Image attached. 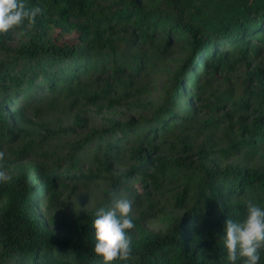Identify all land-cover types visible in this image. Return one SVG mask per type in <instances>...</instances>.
<instances>
[{
    "label": "rangeland",
    "instance_id": "374dc122",
    "mask_svg": "<svg viewBox=\"0 0 264 264\" xmlns=\"http://www.w3.org/2000/svg\"><path fill=\"white\" fill-rule=\"evenodd\" d=\"M101 9L116 11L118 7L115 0H97L92 13ZM91 21V17L73 19ZM30 29L26 25L24 30L0 35L1 69L23 64L19 49L29 42ZM166 31L164 26L144 31L131 19L116 21L113 31L105 33L107 44L85 55L90 70L55 91L27 92L8 102L10 113L0 125L5 170L13 177L35 166L49 175L55 186L36 201L33 212L53 229L68 234L77 220L95 215L99 208H110L112 193H122L133 201L134 220L150 230H164L170 217L184 218L185 224L201 207L206 199L201 184L206 170L237 165L264 173V144L251 142L248 134L258 111L242 107L246 100L264 96V86L246 74L255 67L264 72L262 32L245 42L248 55L243 63L228 64L216 72L196 63L192 48L179 40L180 33L169 36ZM234 60L235 55L230 62ZM178 74L181 89L174 93ZM4 96L0 92V105ZM164 120L169 127L166 132L160 127ZM114 121L124 125L122 151L114 155L112 150L111 165L106 168L107 157L98 146L111 137L97 134H108L104 130ZM5 127L15 136L4 135L10 134ZM153 129L156 134L149 135ZM154 146L157 155L177 162L158 185L134 173L142 162L132 156L135 147L151 150ZM75 172L91 177H71ZM110 176L120 177L112 184ZM221 178L212 173L206 183L228 180ZM248 200L264 207L263 188L246 186L235 197L244 204ZM200 230L203 238L222 242L216 230Z\"/></svg>",
    "mask_w": 264,
    "mask_h": 264
},
{
    "label": "trees",
    "instance_id": "16d2710c",
    "mask_svg": "<svg viewBox=\"0 0 264 264\" xmlns=\"http://www.w3.org/2000/svg\"><path fill=\"white\" fill-rule=\"evenodd\" d=\"M24 2L29 9L38 6L43 12L31 25L29 42L19 49L23 64L17 68H0V92L5 94L0 105V125L5 124L10 113L8 102L14 101V97L43 89L55 91L90 70L85 55L90 49L107 44L105 33L113 31L116 21L131 19L144 31L164 26L169 36L180 33L179 40L192 48L196 63L207 71L216 72H222L228 64L233 67L243 63L248 55L245 42L250 43L261 32L264 35V0H115L116 11L101 9L93 13L97 0ZM77 17H91L93 21L73 22ZM26 25L27 21L20 29L24 30ZM70 35L72 38L68 39ZM233 55L235 60L230 62ZM246 74L253 82L264 86L261 68L248 69ZM180 82L178 74L172 85L174 93L181 89ZM242 107L258 111V118L248 128V134L251 142L264 144V96L246 100ZM160 125L163 132L168 131L165 120ZM123 126L114 121L104 130L108 134H97L111 137L98 146L107 157L103 162L106 168L111 165L108 157L112 150H115L114 155L122 151ZM4 132L10 133L4 135L15 136L8 127ZM154 134V129L149 132V135ZM83 147L84 144L79 149ZM157 149V146L151 150L132 149V156L142 162L134 173L154 185L177 163L171 157L157 155ZM212 173L228 180L215 182L212 179L206 183ZM71 177L87 180L91 174L75 172ZM119 177L109 179L116 184ZM231 179L234 181L229 182ZM49 180L46 172L29 166L10 182L0 183V264H103L102 257L94 252V214L77 220L73 230L63 234L33 212L36 201L45 191L54 188L55 183ZM201 184L206 199L185 224L184 218L170 217L164 230L153 231L133 219L135 227L129 232L132 257L112 264H232L223 242L203 238L200 228L213 229L222 235L228 218L237 222L243 220L246 204L235 201V197L246 186L259 185L264 190V173L230 165L217 172L206 170ZM209 250L213 253H208ZM235 264H242V260L238 259ZM259 264H264V257Z\"/></svg>",
    "mask_w": 264,
    "mask_h": 264
},
{
    "label": "clouds",
    "instance_id": "9594fccd",
    "mask_svg": "<svg viewBox=\"0 0 264 264\" xmlns=\"http://www.w3.org/2000/svg\"><path fill=\"white\" fill-rule=\"evenodd\" d=\"M43 9H29L24 0H0V34L16 28L31 27ZM12 177L5 170V152L0 150V183L10 182ZM245 217L241 221L228 218L220 236L227 251V259L235 264H259L260 252L264 250V207L248 200ZM94 252L102 257L103 264L128 261L132 257V237L129 232L133 222V201L124 194L112 193L111 207L99 208L95 213Z\"/></svg>",
    "mask_w": 264,
    "mask_h": 264
}]
</instances>
